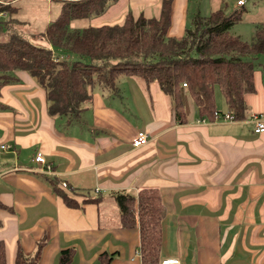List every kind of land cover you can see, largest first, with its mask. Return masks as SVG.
Returning <instances> with one entry per match:
<instances>
[{
  "label": "crops",
  "instance_id": "crops-1",
  "mask_svg": "<svg viewBox=\"0 0 264 264\" xmlns=\"http://www.w3.org/2000/svg\"><path fill=\"white\" fill-rule=\"evenodd\" d=\"M118 1L94 16H105L97 26L128 12L159 17L163 0H125L119 15L110 11ZM190 3L173 0L169 36L181 38L196 14L213 11ZM14 74L17 80L0 88V144L9 145L0 152V243L8 264H15L19 247L32 256L40 244L38 264H59L69 246L76 248L72 264H99L104 251L114 255L111 264H142L139 228L121 225L114 193L144 188L158 189L165 208L162 260L264 264V132L251 121L264 111V70L255 71L256 91L246 95L248 120L202 122L192 107L184 123L157 81L123 74L119 95L95 87L80 117L70 121L49 113L46 89L30 72ZM138 131L149 142L134 147ZM38 152L53 172L35 160ZM53 180L82 207L68 206ZM97 195L101 204L83 202Z\"/></svg>",
  "mask_w": 264,
  "mask_h": 264
},
{
  "label": "trees",
  "instance_id": "trees-1",
  "mask_svg": "<svg viewBox=\"0 0 264 264\" xmlns=\"http://www.w3.org/2000/svg\"><path fill=\"white\" fill-rule=\"evenodd\" d=\"M115 1L58 0L59 14L40 34L51 47L29 40L12 27L10 17L0 26V36L4 32L8 36L0 39V88L17 80L15 71L26 70L46 89L49 113L72 121L80 117L95 87L117 96L119 78L128 74L147 83L157 81L171 97L175 118L181 123L187 121L185 90L201 118L213 121L216 113L222 112L216 104V89L225 98L227 112L236 120L248 118L246 95L256 91V68L246 57L264 54V28H257L253 40L248 42L230 32L232 25L243 18L242 10L229 13L218 8L207 15L196 14L181 38L169 36L173 0L162 1L159 17L128 12L119 23L73 26L78 20L104 13ZM3 10L1 6L0 11ZM4 108L0 100V109ZM51 182L68 206L82 207L58 185L59 181ZM114 200L121 225L139 228L141 263L160 264L165 208L159 190L118 191ZM102 201L103 197L97 195L88 196L83 202L99 205ZM3 206L0 200V208ZM41 247L42 244L32 256L19 247L15 264H38ZM75 254L73 246L62 249L59 264H72ZM113 258L112 253L104 251L99 255V264H111ZM0 264H8L3 242Z\"/></svg>",
  "mask_w": 264,
  "mask_h": 264
},
{
  "label": "rangeland",
  "instance_id": "rangeland-1",
  "mask_svg": "<svg viewBox=\"0 0 264 264\" xmlns=\"http://www.w3.org/2000/svg\"><path fill=\"white\" fill-rule=\"evenodd\" d=\"M236 2L237 0H191L190 6L195 7V10H199L201 7L203 10L202 12L205 13L208 12L206 11L207 4L212 6L211 8H213V11L218 8H224L225 11L229 13L235 10H242L243 18L232 25L230 32L232 34L239 35L242 39L248 42H251L256 29L260 27L264 28V0H247L246 5L244 4L235 7L234 4ZM254 3H256L255 6ZM0 5L3 9L5 8V10L0 11V26L10 17H12L11 21L14 22L12 27L17 28L22 34H24L34 43H38L40 41L39 32L44 29V26L48 21L54 19L59 14L61 9V3L56 0H0ZM124 7L125 0H119L116 5L111 6L110 11L119 15L124 12ZM10 10L12 11V14ZM100 17L103 18L105 16L103 15L99 17L78 20L74 22L75 24H73V26L77 25L78 28H85L89 25L97 26L96 23L101 20ZM244 18L246 19L245 21ZM121 21V19H117L115 22L119 23ZM192 21L190 20L191 24ZM14 28L11 30H14ZM5 31H7V29H5ZM7 37L8 36L4 32V35L0 36V39H6ZM59 54L62 53L59 52ZM73 58L74 56H71V59ZM246 59L252 61L256 70H264V54H260L256 58L246 57ZM184 100L185 108L187 113H189L192 111V107H196V105L193 101V98L186 90L184 92ZM216 104L219 109L223 111L227 110L225 98L219 89H216ZM9 264L14 263L9 261Z\"/></svg>",
  "mask_w": 264,
  "mask_h": 264
},
{
  "label": "built area",
  "instance_id": "built-area-1",
  "mask_svg": "<svg viewBox=\"0 0 264 264\" xmlns=\"http://www.w3.org/2000/svg\"><path fill=\"white\" fill-rule=\"evenodd\" d=\"M247 2V0H237V5L241 6L244 5ZM186 85V83L184 84ZM216 120H223V121H235L236 118L234 115L230 112H217L215 115ZM251 120L255 124V131L256 132H264V111L260 113H254L251 116ZM202 122H205L206 119H201ZM149 142V137L147 133L144 131H138L136 136L132 139V144L134 147H141ZM9 148V145L7 143L0 144V152L3 150H7ZM35 160L42 164L46 165V170L48 172H53L52 166L48 163L45 156L42 152H38L35 156ZM1 172V170H0ZM62 185L64 187L67 186L66 182H63ZM160 264H181V261L179 258H166L161 261Z\"/></svg>",
  "mask_w": 264,
  "mask_h": 264
}]
</instances>
